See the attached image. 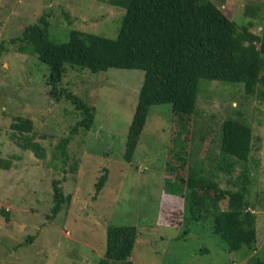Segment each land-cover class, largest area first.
I'll return each instance as SVG.
<instances>
[{
	"label": "rangeland",
	"instance_id": "rangeland-1",
	"mask_svg": "<svg viewBox=\"0 0 264 264\" xmlns=\"http://www.w3.org/2000/svg\"><path fill=\"white\" fill-rule=\"evenodd\" d=\"M211 1L239 27L250 21L249 30L260 33L264 0ZM123 13L108 0H0V264H98L109 225L136 227L130 255L135 264L264 263V108L242 83L201 78L195 112L183 116V130L171 104L152 105L127 161L125 142L143 70L93 73L66 65L59 86L92 106L94 120L90 129L72 135L62 154L59 143L79 113L70 101L49 93L48 66L33 52L32 40L20 50V42L11 39L27 25L44 26L41 18L56 41H66L72 29L115 38ZM229 117L251 126L252 150L246 162L232 157L233 169L225 172L217 165L220 127ZM18 119L31 120V130L15 131L12 123ZM28 141L39 144L43 156L25 148ZM198 168L220 191L237 190L249 175L253 250L225 249L207 217L182 219L184 200L174 178ZM105 171L106 181L96 192ZM54 180L64 197L57 212ZM226 205L224 194L218 208Z\"/></svg>",
	"mask_w": 264,
	"mask_h": 264
},
{
	"label": "trees",
	"instance_id": "trees-1",
	"mask_svg": "<svg viewBox=\"0 0 264 264\" xmlns=\"http://www.w3.org/2000/svg\"><path fill=\"white\" fill-rule=\"evenodd\" d=\"M108 2L124 9L115 38L72 29L66 41H56L49 37L46 21L41 18L44 26L27 25L19 36L11 39L13 43L20 42V50L32 40L33 52L48 66L45 81L49 93L56 99L63 97L70 101L79 113L80 119L69 136L59 143L62 154H65L66 143L72 135L79 128L90 129L94 120L92 106L59 86L66 65L93 73L108 68L143 70V81L125 142L124 158L127 161L132 159L152 105L171 104L173 114L178 116L184 129L183 116L195 112L201 78L242 83L244 92L257 95L264 108V21L260 33H254L249 30L250 21L239 27L211 0ZM12 127L19 133L28 132L32 123L29 119H18ZM24 147L32 149L36 156H43L37 143L28 141ZM251 150V126L237 118H226L220 127L219 170L232 171L235 161L231 158L246 162ZM106 177V171L100 175L95 183L96 192L102 188ZM174 179L184 200V221L188 216L194 219L207 217L211 220L212 232L219 235L225 249L231 251L244 246L251 251L255 248V208L246 198L248 174L244 175L240 188L223 191L201 168L191 170L187 177ZM57 183L58 180L53 181V212L61 208L64 200ZM208 190H212L213 195H207ZM224 194L227 205L225 209H219ZM65 198L69 200L70 195ZM2 213L4 215L5 210ZM137 233L133 225H109L105 252L98 264H131L129 257Z\"/></svg>",
	"mask_w": 264,
	"mask_h": 264
},
{
	"label": "crops",
	"instance_id": "crops-1",
	"mask_svg": "<svg viewBox=\"0 0 264 264\" xmlns=\"http://www.w3.org/2000/svg\"><path fill=\"white\" fill-rule=\"evenodd\" d=\"M163 200H165V199H163ZM129 261L131 262V264H135V263H133V261L131 260V257H129Z\"/></svg>",
	"mask_w": 264,
	"mask_h": 264
}]
</instances>
